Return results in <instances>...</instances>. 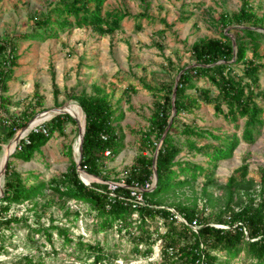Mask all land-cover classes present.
I'll list each match as a JSON object with an SVG mask.
<instances>
[{
  "label": "trees",
  "instance_id": "trees-1",
  "mask_svg": "<svg viewBox=\"0 0 264 264\" xmlns=\"http://www.w3.org/2000/svg\"><path fill=\"white\" fill-rule=\"evenodd\" d=\"M106 2L107 0H61L52 5L50 11L36 17L30 31L0 37V110H6L11 104L12 99L7 94L9 83L19 67V43H44L58 39L66 32L85 27H91L102 35L121 30L123 21L134 16L124 11L104 13ZM191 16V13L183 14L177 22L185 23ZM139 17L149 18V15L141 13L135 18ZM220 19L226 25L239 26L238 31L243 33L244 38L254 48H250L242 38L237 39L234 46L233 40L224 33L221 38L196 41L191 47V56L195 63L179 71L181 74L175 100V82L156 88L141 81L143 88L155 98L149 126L140 133L152 155H139L124 180V186L119 185L112 192L108 184L86 185L78 174L75 161H72L67 172L48 182L41 180L40 175L35 173L24 177L9 162L3 188L5 195L0 198V238L2 230L19 221L17 217H8L12 206L32 201L44 195V190L48 188L66 201L73 200L89 205L99 219L98 231L115 227L120 231H128L132 226L133 216L137 214L140 222L137 228L140 232L133 236L135 249L139 252L140 245L147 243L149 248L145 252L146 256L152 254L156 242L146 228L147 221L162 219L168 227L161 237L164 247L160 264H229L230 260L241 254L250 261L249 264H264V169L259 171L261 187L257 195L258 183L249 177L250 166L245 159L223 185L227 193L224 207L208 217L200 212L196 203L193 207L182 204L167 206L164 198L203 177L205 184L202 194L209 199L208 186L216 182L214 173L219 163L231 159L241 143L255 144L263 134L264 90L261 89L260 74L264 69V55L258 48L264 44V33L259 31L264 28V17H259L249 1L243 0L237 13H222ZM162 23L167 28L175 25L165 20ZM138 29H142V25L139 24ZM201 79L207 80L215 90L211 87H200L198 82ZM53 86L56 98L59 91L56 84ZM128 90L137 92L134 86ZM190 90L199 93V97L190 95ZM97 91L95 95H76L72 99L78 102L86 116L81 168L96 178L106 180L103 169L107 157L114 159L124 149V135L118 129L124 113L114 107L108 95L102 94L101 89ZM201 103L213 106L215 115L231 124L234 132L217 134V129L214 128L192 127L185 123L178 125L182 114L192 113L201 107ZM174 108L176 114L170 131L162 142ZM34 115L26 109L20 118L0 119L7 123L1 129L2 132L0 131V154L2 144L13 139ZM70 122L76 124L69 114L56 115L43 124L48 135L42 131H31L26 139L20 141L13 157L30 162L53 135L56 132L62 133L64 124ZM200 139L216 142L198 145L197 141ZM185 149L194 155L208 158L207 167L192 161L179 160L178 157ZM69 151L72 154V150ZM156 152L158 156L155 160ZM154 170L157 173V182L155 188L148 191L147 184H152L155 180ZM31 179L34 180L32 183ZM135 186L143 188L141 194L144 204L130 201L133 199L131 188ZM111 193L115 196H111ZM256 196L260 197L259 201ZM177 214L185 222L180 221ZM194 223L199 226L197 231L191 227ZM57 231L66 244H75L90 254L95 253L96 262L103 259L100 244L85 243L82 239L75 242L67 228H57ZM219 253H225L226 261L221 260ZM26 264L34 263L29 261Z\"/></svg>",
  "mask_w": 264,
  "mask_h": 264
},
{
  "label": "rangeland",
  "instance_id": "rangeland-1",
  "mask_svg": "<svg viewBox=\"0 0 264 264\" xmlns=\"http://www.w3.org/2000/svg\"><path fill=\"white\" fill-rule=\"evenodd\" d=\"M61 0H0V37L18 32H27L34 27V19L50 11L52 5ZM243 0H107L103 12L124 11L134 17L126 18L122 29L102 35L91 27L74 29L62 34L58 39L41 42H20L18 54L21 56L14 79L9 83L7 95L11 104L6 110H0V119L20 118L26 109L34 118L49 114L39 125L50 121L60 111L71 104L79 106L72 99L76 95H95L97 89L108 95L114 107L124 113V119L118 129L124 135V149L114 159L107 157L103 175L106 180L91 177L90 184L125 185L130 168L142 153L152 155L143 142L141 131L149 126L154 111V95L144 89L141 81L160 88L165 83H176L179 71L194 65L192 45L204 38H221L222 33L233 41L243 39L250 48H254L239 26L226 25L221 21L222 13L233 15L242 7ZM259 17H264V0H247ZM146 13L149 18L137 17ZM191 13V19L185 23L177 20L181 15ZM162 20L175 24L167 28ZM142 29H138V25ZM259 31L264 33V28ZM258 51L264 55V44ZM251 52V51H250ZM261 89L264 90V69L261 71ZM54 84L59 94L54 97ZM200 87L210 88V83L201 79ZM134 86L136 93L129 92ZM215 90L213 87H211ZM190 95L199 97L195 90ZM38 94V96H37ZM39 97V98H37ZM39 99V100H38ZM80 107V106H79ZM82 110V109H81ZM83 116L84 112L82 111ZM31 119V120H32ZM74 119V118H73ZM30 120V121H31ZM182 123L192 127L214 128L216 133H233L234 128L222 117L215 115L213 106L201 103V107L192 113L182 114ZM65 123L62 133L56 132L52 139L36 153L30 162L13 157L9 161L14 169L24 177L35 173L48 182L53 177L67 172L72 161L79 157L77 147L80 142L81 122ZM7 123L0 120V126ZM243 125V121L241 122ZM20 131V130H19ZM18 131V132H19ZM14 139V138H13ZM13 139L2 144L0 168L5 147ZM213 140L200 139L198 145L214 143ZM72 150V154L70 151ZM179 160L192 161L207 167L208 158L194 155L185 149ZM250 166L249 177L258 183L259 194L261 175L264 169V129L259 140L252 145L241 143L231 159L219 163L214 173L215 183L208 186L209 199L202 194L205 179L200 177L195 183L165 196L167 206L182 204L196 206L205 217L218 213L227 199L223 188L233 174L245 161ZM0 169V174H2ZM183 179V177H181ZM34 180L31 179V183ZM5 175L0 176L3 189ZM154 185L150 189L155 188ZM1 195V192H0ZM257 201L260 200L259 196ZM236 201V199H235ZM1 205V204H0ZM237 208V207H236ZM174 210L173 208H170ZM181 221V216L178 215ZM8 217H17L18 222L2 230L0 238V264H160L163 258L164 242L162 235L167 224L162 219L148 220L146 228L153 236V252L146 256L149 245H140L136 251L134 234L140 232L138 215L132 219V226L120 231L118 227L107 231H98L95 212L89 205L76 201H66L50 189L44 195L13 205ZM57 228H67L74 241L82 239L85 243L100 244L103 259L96 262L95 253L78 248L75 244L64 242ZM74 242V243H75ZM226 261L225 253H219ZM244 254L230 260L229 264H249Z\"/></svg>",
  "mask_w": 264,
  "mask_h": 264
},
{
  "label": "water",
  "instance_id": "water-1",
  "mask_svg": "<svg viewBox=\"0 0 264 264\" xmlns=\"http://www.w3.org/2000/svg\"><path fill=\"white\" fill-rule=\"evenodd\" d=\"M233 43H234V46H236V42L233 41ZM178 81H179V79H178ZM178 81L176 82V84H175V88H174V95H173V99H174V100H175V98H176V90H177V88H178ZM81 109H82V108H81ZM82 111H83V110H82ZM59 114H69L71 117H73V116H72L69 112H67V111H60ZM175 114H176V109L174 108V109H173V115H172V118H171L170 124H169V126L167 127V129H166V131H165V133H164V135H163L162 142L164 141L165 137L167 136V134H168L169 131H170V128H171V125H172V121H173V118H174ZM42 116H43V115H42ZM38 118H40V117L37 116L36 118H34V119H32L31 121H29V122L27 123V125H26L25 127H23V128H22V129H21V130H20V131L14 136V139H13L12 143H13L14 141L16 142V148H15V151H16L17 146L19 145L20 141H21L26 135H28V134L31 132V129L33 128L32 125H33L34 121H35L36 119H38ZM73 118L76 119L75 117H73ZM85 131H86V116H85V113H84V125H83V126L80 125V142H79V153H78V154H79V157H78V159L75 161V163H76L77 171H78V174H79L81 180H82L86 185L91 186L90 183H86V182L82 179V177H81L82 173H84V174L87 175V176L94 177V176L88 174L87 172H85L84 170H82V168H81V162H82V157H83V144H84V139H85ZM11 145H12V144H11ZM11 145H9V146H7V147L9 148ZM15 151H14V152H15ZM14 152H13V153H14ZM13 153H10L8 156H6L5 161H4V164H3V169H2V174H1V175H5L6 170H7V167H8V163H9V162H8V161H9V157H10L11 154H13ZM157 156H158V152H156L155 160L157 159ZM154 172H155V184H156V182H157V173H156V170H154ZM0 192H1L0 198H2V197L5 195V193H4V190H3L1 187H0ZM173 211H174V210H173Z\"/></svg>",
  "mask_w": 264,
  "mask_h": 264
},
{
  "label": "bare ground",
  "instance_id": "bare-ground-1",
  "mask_svg": "<svg viewBox=\"0 0 264 264\" xmlns=\"http://www.w3.org/2000/svg\"><path fill=\"white\" fill-rule=\"evenodd\" d=\"M64 111L69 112L73 117H75L79 122H81L82 126L84 125V116H83L81 107H79L76 104H71V105L66 106ZM48 115L49 114H45L42 117L36 119L34 121L32 127H34V126L40 124L41 122L45 121L48 118L47 117ZM15 148H16V142L15 141L12 143V145L9 148L5 147L4 156H3L2 162H1V168L3 167L6 156H8ZM78 150H79V146L77 147V152H78ZM0 176H1V174H0ZM81 177L86 183H90V181L92 179L90 176H87L84 173H82Z\"/></svg>",
  "mask_w": 264,
  "mask_h": 264
},
{
  "label": "built area",
  "instance_id": "built-area-1",
  "mask_svg": "<svg viewBox=\"0 0 264 264\" xmlns=\"http://www.w3.org/2000/svg\"><path fill=\"white\" fill-rule=\"evenodd\" d=\"M31 131H34V132L42 131L43 134L48 135V130L45 127H43V124H41V125L38 124V125L34 126L31 129ZM26 138H27V135L23 139H26ZM153 185H154V183L147 184L146 190L150 191V189L153 187ZM117 186H119V185H110V190L113 192L116 189ZM131 189H132L131 194L133 196V199H131L130 201L131 202H134V203L144 204V199H143V196L141 194V192L143 191V188H138L137 186H135V187H133ZM111 196H115V195L113 193H111ZM181 221L185 222V220L182 219V218H181ZM191 227L195 231H197L198 228H199V226L196 223H194L193 225H191Z\"/></svg>",
  "mask_w": 264,
  "mask_h": 264
}]
</instances>
